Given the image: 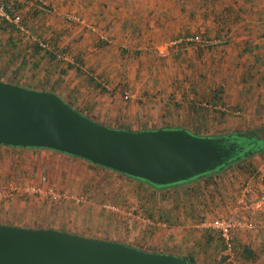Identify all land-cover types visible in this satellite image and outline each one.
Wrapping results in <instances>:
<instances>
[{"label":"rangeland","instance_id":"rangeland-1","mask_svg":"<svg viewBox=\"0 0 264 264\" xmlns=\"http://www.w3.org/2000/svg\"><path fill=\"white\" fill-rule=\"evenodd\" d=\"M4 1L21 14L30 34L0 25V79L37 89H58L94 120L109 127L117 125L127 129L166 123L192 128L196 124V116L188 115L187 108L183 114L182 105L186 107V104L176 100L175 96L176 89L186 87L184 82L191 80L186 79V73L179 68L177 61H168L178 45L189 48V51L195 43H200L186 42L185 37L199 36L200 30L214 23L227 31L234 28L254 29L256 26L264 28V0H168L165 6L170 17L155 21L158 29L152 31L151 39L157 42L154 46L151 44L150 50L142 48L119 56L113 52L109 56L110 49L104 43L100 46L103 52L88 50L96 65V68H91V75L100 84L92 88V82L83 81L87 77L84 69L79 72L74 67H68L60 74L67 61L71 62L66 53L57 66H53L47 56L34 53L36 41L40 45V42H47L50 48L54 45L64 48L67 41H71L69 37L66 39L69 33L63 30L60 37H55L57 35L52 33L45 21L44 27L37 28L35 18L39 24L43 23L36 17L35 11L38 14L43 11L45 20L50 18L52 12L42 9V4L48 5L49 1L0 0ZM68 13L65 15L67 22V18H71L76 20L71 23L82 24L74 18L78 13ZM222 13L226 16L223 17ZM55 18L53 16L52 19ZM170 33V38H162V35ZM7 36L15 45L2 43ZM95 56L106 60L101 62ZM34 60H38L37 66H34ZM193 79L190 85L196 86L195 73ZM74 80L75 86L71 87ZM224 88L222 84L216 86L217 98ZM125 92L131 93V97L125 99ZM205 105L209 113L203 116V120L208 126L202 132H195L217 135L226 131H245L264 124L263 116H255L249 121V115L243 114L242 109L234 105L221 101L205 102ZM220 105L227 109L217 107ZM237 109L238 113L234 111ZM238 173L232 176L230 172L224 175L222 172L219 174L221 179L214 180L215 183L198 179L166 189L168 192L152 193L146 186L137 185L136 181H128L115 172L93 167L84 158L47 147L13 148L2 145L0 185L8 181L16 185L32 183L66 193L68 197L52 198L49 195L16 192L10 198L0 199V223L49 226L87 237L122 242L146 251L179 256L192 254L196 264H232L222 248L218 232L198 225L203 220L215 218L264 222L261 216L264 208L257 203L262 196L257 190L259 187L252 192L251 185L243 184L237 178ZM175 201L178 207L173 205ZM173 206L169 221L158 217V211H167ZM261 228L264 227L241 228L234 232L242 239ZM238 259L240 264H246L239 253ZM262 262L259 259L252 264Z\"/></svg>","mask_w":264,"mask_h":264},{"label":"water","instance_id":"water-1","mask_svg":"<svg viewBox=\"0 0 264 264\" xmlns=\"http://www.w3.org/2000/svg\"><path fill=\"white\" fill-rule=\"evenodd\" d=\"M232 133L196 135L180 128L129 130L106 126L58 93L0 79V145L47 147L156 186L184 182L247 151ZM238 142V143H237ZM0 264H189L55 227L0 223Z\"/></svg>","mask_w":264,"mask_h":264},{"label":"crops","instance_id":"crops-1","mask_svg":"<svg viewBox=\"0 0 264 264\" xmlns=\"http://www.w3.org/2000/svg\"><path fill=\"white\" fill-rule=\"evenodd\" d=\"M43 1L40 0L39 3ZM47 1H49L48 5H52L50 7L47 5L48 9L52 12L50 18L47 17V20H45L46 18L42 14L43 11L39 14L35 11L36 17H39L41 20L40 23H43L39 24L37 22L38 19L35 18V22L37 23L35 24L39 28L44 27L45 23H47L46 25L50 27L52 33L57 35L55 37H60L61 30L70 34L66 35V39L69 37L71 41H67L68 43L64 48H66L71 62H74V58L80 59V61H76L75 63L81 69H84V73L87 74V77L83 79V81L86 80L85 82L88 81L89 75H93L91 68H96V65L92 62L93 55L89 56L91 54L88 51L89 49L98 53L103 52L100 46L104 43L110 49L109 56L113 52L119 56L128 52L132 53V51L136 52L142 48H144L143 50H150L152 48L151 44L154 46L157 42L151 39L153 36L152 31L158 29L155 26V21H160L166 16L170 17L165 6L168 0ZM68 12L78 13L77 15L83 18L80 20L82 24L71 23L76 21L71 18H67V22L65 15H68ZM221 15L223 17L226 16L225 13ZM53 16L57 18L52 19ZM134 21L142 22V25ZM228 31L225 28L218 27L215 23L211 24V26L200 30L199 36L202 40L199 44L195 43L196 45L189 51V48L185 49L182 45H178L175 50L172 49L173 51L169 55L170 57H168V61L175 60L178 62L179 68H182L183 73H186V79H190L191 82L194 80L193 75L195 73L196 86L190 85L192 83L189 81H183L186 87H178L175 92L176 100L186 104V107L182 105L183 110L181 112H184L187 108L186 112L188 115L192 117L196 116L197 121L196 124H193L194 127L190 128L188 125L177 123L174 126L166 123L155 126H151L150 124L140 129L183 127L194 134L202 136H219L229 133V131L217 135L200 133L203 129L206 130L205 128L208 126L204 124L206 120H203V116L206 117L209 113L208 107L206 105L204 107L203 105L205 102L214 101H221L227 105L240 107L243 114L247 113L249 115V121L255 116L264 117V28H257L256 26L254 29L234 28ZM171 36L172 34L170 33L162 35V38L167 37L168 39ZM4 42L15 45L9 36L2 41V43ZM95 58L98 59L97 56ZM98 60L102 62L106 59L99 58ZM221 68L223 71L219 72ZM75 82L76 80L73 81L74 84H71V87L75 86ZM218 84H222L225 87L219 98L216 97L217 89L215 91ZM87 86L88 88L90 87L89 84ZM44 89L52 90L67 101H71V99L59 93L58 89ZM231 89L233 92H230ZM72 105L76 106L75 103ZM100 123L103 124L104 122ZM262 125L264 126V124H261L254 128ZM111 126L113 128H122L117 125ZM140 129L133 128L129 130ZM250 160L255 165V172H239L237 178L240 179L241 183H247L248 186L251 185L252 192L259 187L257 189L259 190V194L264 195V153H255L250 156ZM229 172H233V170ZM234 172L237 173L238 171L235 170ZM227 173L225 171L222 175ZM255 174L256 176L253 177ZM260 205L264 208V202L261 201ZM261 216L264 218V213ZM22 226L33 227L30 225ZM234 241L235 246H239L237 247L239 249L237 251L241 254L246 264H252L259 259L264 261V228H261L260 231H254L248 237H243L242 239L234 233ZM261 264L264 263L262 262Z\"/></svg>","mask_w":264,"mask_h":264},{"label":"trees","instance_id":"trees-1","mask_svg":"<svg viewBox=\"0 0 264 264\" xmlns=\"http://www.w3.org/2000/svg\"><path fill=\"white\" fill-rule=\"evenodd\" d=\"M42 6H43V9H46V8L48 9V6L45 5V4H42ZM0 25L2 27H4V28H9V29H11L13 31L18 30L13 24L11 25L10 22H7L6 20L1 19V18H0ZM54 48L52 47L51 49H48V48L44 49L39 44V42L36 41V45H35V48H34V53L40 54L42 56H47V58L50 61H52V65L53 66H57L59 64L58 61L60 59V58H57L58 52L61 51V52H64V53L67 54V51H66V48L60 47L59 45H54ZM42 50H44V51H42ZM74 59H75L74 62H69L68 61L67 64H66V67L61 68L60 74H62V72L64 73L68 67H74L77 71L80 72L81 67L75 63L76 61H80V59H78V58H74ZM37 61L38 60H34L33 61L34 66H37V63H38ZM88 81L92 82L93 86H100V84L97 81H95V79H94V77H92V75H89ZM64 100H66V99H64ZM68 102L71 103V104H74L70 100H68ZM76 108L78 110H80L81 112H83V113L88 115V113L83 111L82 109H79L78 107H76ZM168 128H170V127H168ZM229 133H232L233 135H235L236 138H238L237 140L241 144L244 145V148H243L242 151L246 150L247 151L246 154H242L239 158H236L235 160L229 162L228 164H225L222 169H217V170H214V171H210V172L205 173L203 175L196 176V177H193V178H191L189 180H186L184 182H180V183H176V184H172V185L156 186V185H152V184H150V183H148L146 181L130 177L128 175L116 172V171L108 169V168H104V167H101V166H98V165H95V164H92V163H91V165L93 167H95V168L100 169V170H107V171L115 172L119 176H122L123 178H125L128 181H136L137 185L146 186L147 188L150 189V191L152 193H155L157 191H163V190L168 192V190H166V189H169L171 187L172 188H176L177 185H179L181 183L187 184L189 182H194V181H196L198 179H200L202 181L204 180L205 183H207V182H210V183L214 182L215 183L214 180H216V179L220 180L221 179L219 174L224 172V170L226 172H229L230 170H233V172H230L231 175H233V176L236 175V174H234L235 170L238 171V172H241V173L242 172H244V173H254L256 169H255V165L250 160V156H252L255 153H260V154L264 153V126L262 125V126H260L258 128H251V129H248V130H245V131L235 130L234 132H229ZM196 135H198V134H196ZM2 145H4V144H2ZM2 145H0V146H2ZM8 146L13 147V148H17V147L21 148V147H23V146H13V145H8ZM32 148H38V147H32ZM57 151H59V150H57ZM60 152H63V151H60ZM64 153H66V152H64ZM66 154L67 155H72V154H69V153H66ZM73 156L81 158V157L76 156V155H73ZM87 162L90 163L89 161H87ZM173 205L178 207V202L175 201L173 203ZM173 209H174V206L171 207L170 210H167V211L166 210H164L162 212L158 211V217L161 218L162 220H168L169 221L172 218ZM150 215L152 216L153 214L150 213ZM222 248H224V247L222 246ZM181 257H184L189 264H196V260H195V258H194V256L192 254H189V255H186V256H181Z\"/></svg>","mask_w":264,"mask_h":264},{"label":"built area","instance_id":"built-area-1","mask_svg":"<svg viewBox=\"0 0 264 264\" xmlns=\"http://www.w3.org/2000/svg\"><path fill=\"white\" fill-rule=\"evenodd\" d=\"M0 18L6 20L7 22L13 23L14 26L18 30H21L22 32L30 34L28 28L25 26V24L22 21L21 14L18 13L17 11L12 10L6 2H0ZM74 18L81 20L80 16H76ZM184 40L186 42L201 41L202 38L200 36L194 35V36L187 37V38L185 37ZM40 43L45 48L51 49L47 42H40ZM57 57L58 58L64 57V52L59 51L57 54ZM130 97H131V93L129 92L124 93L125 99H128ZM217 107L219 108L221 107L222 109H227V107L224 105H220ZM234 111L237 113L239 112L238 109ZM16 192H21L22 194L23 193L24 194H41V195L43 194V195H49L52 198H57L61 196L68 197L66 193H59V192L54 191L50 187L43 188L37 184H32V183L30 184L26 183L24 185H16L13 182L8 181L4 185H0V199L10 198L11 195H13ZM246 192L247 190H245L244 194ZM261 201L264 202V195H262L259 198V201L257 202L258 205H260ZM112 208H115V207H112ZM147 222L149 224H152L150 219H147ZM161 224L163 226L165 225L164 222H162ZM198 227L217 231L222 241V245L224 247L228 260L232 264H240V261L238 259V253L235 247V241H234L235 232L234 231L236 229H241V228L256 229V228L264 227V222H256L253 220L243 221V220H230L228 218L226 219L225 218H215V219L201 221Z\"/></svg>","mask_w":264,"mask_h":264},{"label":"flooded vegetation","instance_id":"flooded-vegetation-1","mask_svg":"<svg viewBox=\"0 0 264 264\" xmlns=\"http://www.w3.org/2000/svg\"><path fill=\"white\" fill-rule=\"evenodd\" d=\"M232 135H233V134H232ZM235 139L237 140L238 138H236V137H235ZM237 141H238V140H237ZM238 142H239V141H238ZM238 142H237V143H238ZM239 144H241V143L239 142ZM241 145H242V146H243V148H244V145H243V144H241Z\"/></svg>","mask_w":264,"mask_h":264}]
</instances>
